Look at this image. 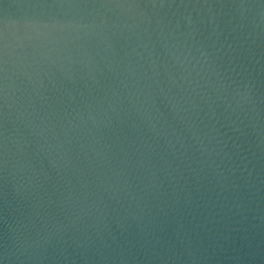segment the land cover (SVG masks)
Listing matches in <instances>:
<instances>
[{
  "label": "water",
  "instance_id": "obj_1",
  "mask_svg": "<svg viewBox=\"0 0 264 264\" xmlns=\"http://www.w3.org/2000/svg\"><path fill=\"white\" fill-rule=\"evenodd\" d=\"M0 264H264V0H0Z\"/></svg>",
  "mask_w": 264,
  "mask_h": 264
}]
</instances>
